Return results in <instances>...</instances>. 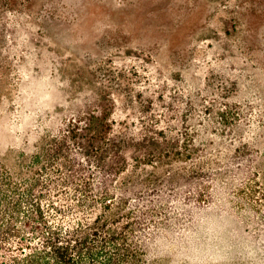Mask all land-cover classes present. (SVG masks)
<instances>
[{"label": "rangeland", "instance_id": "obj_1", "mask_svg": "<svg viewBox=\"0 0 264 264\" xmlns=\"http://www.w3.org/2000/svg\"><path fill=\"white\" fill-rule=\"evenodd\" d=\"M94 111L125 147L176 139L159 172L207 192L149 264H264V0H0V155Z\"/></svg>", "mask_w": 264, "mask_h": 264}, {"label": "trees", "instance_id": "obj_2", "mask_svg": "<svg viewBox=\"0 0 264 264\" xmlns=\"http://www.w3.org/2000/svg\"><path fill=\"white\" fill-rule=\"evenodd\" d=\"M108 121L102 111L80 112L33 151L0 155V264H149L153 238L187 208L208 205L205 189L179 184L189 171L155 165L182 154L176 139L146 130L143 143L125 147ZM145 166L167 183L141 175Z\"/></svg>", "mask_w": 264, "mask_h": 264}]
</instances>
